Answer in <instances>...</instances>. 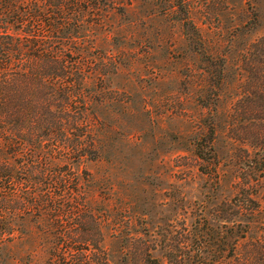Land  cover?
Wrapping results in <instances>:
<instances>
[{"label": "rangeland", "instance_id": "obj_1", "mask_svg": "<svg viewBox=\"0 0 264 264\" xmlns=\"http://www.w3.org/2000/svg\"><path fill=\"white\" fill-rule=\"evenodd\" d=\"M107 5L79 22L86 38L77 43L91 52L86 60L93 74L88 87L94 142L92 154L66 171L75 179L70 197L87 200L82 214L91 216L99 232L90 244L100 238L114 264H138L142 244L155 246L154 254H174L205 236L209 226L219 236L227 232L226 220L232 233L226 240L234 243L233 198L261 176L248 173L244 163L256 166L254 158L264 156L258 149L264 86L253 88L262 73L251 68V60H264L253 48L264 37V0ZM34 220L29 217V228ZM256 227L247 236L252 242L264 239V228ZM35 230L36 240L26 245L28 263L43 264L52 240ZM81 230L77 225V234Z\"/></svg>", "mask_w": 264, "mask_h": 264}, {"label": "trees", "instance_id": "obj_2", "mask_svg": "<svg viewBox=\"0 0 264 264\" xmlns=\"http://www.w3.org/2000/svg\"><path fill=\"white\" fill-rule=\"evenodd\" d=\"M108 3L0 0V264H31V249L26 245L31 237L36 240L33 228L36 235L52 240L43 264H114L102 239L95 238V244H90L99 232L91 216L82 214L87 200L70 197L75 179L66 174L70 166L92 154L94 142L89 133L93 113L88 87L93 74L86 60L91 52L77 43L86 38L79 22L85 13L102 14ZM101 25L97 22V27ZM257 42L253 48L264 58V37ZM258 67L264 79V60H251V68ZM259 76L255 78L259 84L252 81L255 90L264 86ZM70 132L73 138L68 137ZM260 143L258 149L264 151V139ZM253 164L257 165L245 162V170L261 176L247 188V184L239 188L233 198L238 229L234 243L226 240L232 234L226 220L222 223L227 232L219 236L209 226L205 236L199 235L174 254H154L155 246L146 242L137 247L138 264H264V239L252 242L247 238L256 226L264 228V218H260L264 156L260 162L254 158ZM29 217L35 219L31 228ZM68 221L74 226L65 224ZM77 225L82 227L80 234ZM240 241L246 242L240 244L238 253Z\"/></svg>", "mask_w": 264, "mask_h": 264}]
</instances>
